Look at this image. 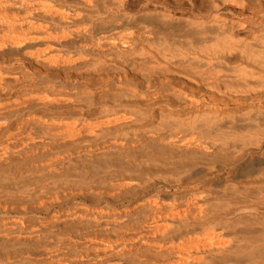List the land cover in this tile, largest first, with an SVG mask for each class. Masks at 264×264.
<instances>
[{
	"label": "bare ground",
	"instance_id": "6f19581e",
	"mask_svg": "<svg viewBox=\"0 0 264 264\" xmlns=\"http://www.w3.org/2000/svg\"><path fill=\"white\" fill-rule=\"evenodd\" d=\"M0 264H264V0H0Z\"/></svg>",
	"mask_w": 264,
	"mask_h": 264
},
{
	"label": "rangeland",
	"instance_id": "374dc122",
	"mask_svg": "<svg viewBox=\"0 0 264 264\" xmlns=\"http://www.w3.org/2000/svg\"><path fill=\"white\" fill-rule=\"evenodd\" d=\"M149 38H151V39L155 38V33L150 34ZM31 72H33V71H31ZM7 78L12 79V80L14 79V81H18V80L20 81L21 76L19 74H16V75L12 74V75L8 76ZM53 240L54 239L51 236L48 238V241H53Z\"/></svg>",
	"mask_w": 264,
	"mask_h": 264
}]
</instances>
